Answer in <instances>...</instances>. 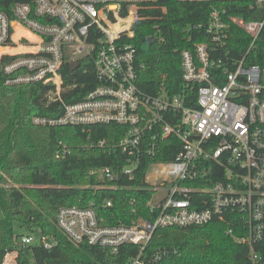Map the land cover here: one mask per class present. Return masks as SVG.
Masks as SVG:
<instances>
[{
  "label": "built area",
  "instance_id": "2783aa9c",
  "mask_svg": "<svg viewBox=\"0 0 264 264\" xmlns=\"http://www.w3.org/2000/svg\"><path fill=\"white\" fill-rule=\"evenodd\" d=\"M179 1L222 5L212 6L208 16L209 42L180 53L181 78L194 90L193 106L187 105L192 102L189 93H168L164 75L154 85L141 81L146 66L129 40L139 12L158 0H33L13 5L9 13L0 12L4 86L53 87L46 97L59 101L62 113L57 118L34 117V125L122 127V137L111 145L126 156L121 174L131 179L137 165L149 160L145 179L151 198L168 189L157 208L150 205L151 198L148 201L154 214L151 223L106 226L93 208H61L56 228L69 242L106 248L111 254L123 245H134L139 254L127 264H154L158 255L147 259L142 252L155 230L203 227L213 219L238 216L243 233L237 242L249 248L254 263V247L264 244V66L244 65L245 56L234 58L225 49V39L229 26L235 25L249 36L250 49L264 18L245 21L229 16L224 4L239 0ZM253 1L256 6L264 4ZM88 59L93 61L94 88L80 101L63 102L61 93L77 86L64 85L63 64L79 68L80 61ZM169 138L181 145L174 161H151ZM95 173L117 182L118 174L109 168ZM187 182L189 188L183 185ZM195 193L202 196L194 198ZM21 243L49 250L57 241L25 234ZM18 257L14 250L5 251L0 264H17Z\"/></svg>",
  "mask_w": 264,
  "mask_h": 264
},
{
  "label": "trees",
  "instance_id": "16d2710c",
  "mask_svg": "<svg viewBox=\"0 0 264 264\" xmlns=\"http://www.w3.org/2000/svg\"><path fill=\"white\" fill-rule=\"evenodd\" d=\"M32 1L0 0V12L9 13L13 5ZM212 6L222 5L158 0L154 7L139 12L129 43L146 66L142 84L154 85L164 75L168 93H189L193 103L187 105H194V90L190 91L181 78L180 53L209 42L205 27ZM224 6L229 16L245 21L264 18V4L256 6L253 0L227 2ZM148 39H152L150 46ZM249 46V36L230 25L225 49L236 59L245 56L246 66L263 67L264 26L255 45ZM61 75L64 85L77 84L61 93L65 103L82 100L95 86L91 59L80 61L74 71L65 62ZM5 78L0 71V255L18 252L17 264H127L139 254L137 246L123 245L111 254L106 248L74 245L56 228V216L61 208L77 207L93 208L106 226L128 227L137 220L153 222L154 214L147 207L153 193L145 179L149 160L137 165L131 179L123 176L126 156L111 147L122 137V127L34 125V117L61 115V103L49 102L46 97L53 87H6ZM99 142H104L103 147ZM180 147L176 139H166L151 161L172 162ZM103 168L118 174L117 182L95 173ZM114 185L123 188H111ZM183 185L189 188V182ZM199 196L193 194L194 198ZM109 201L111 207L106 206ZM194 207L202 208L197 204ZM15 226L24 234H15ZM242 233L238 216L213 219L203 227L161 228L155 230L142 254L147 259L158 255L154 264H264V244L254 247L257 260L253 263L249 248L237 242ZM25 234L48 236L57 244L49 250L24 246L21 237Z\"/></svg>",
  "mask_w": 264,
  "mask_h": 264
},
{
  "label": "water",
  "instance_id": "95a60500",
  "mask_svg": "<svg viewBox=\"0 0 264 264\" xmlns=\"http://www.w3.org/2000/svg\"><path fill=\"white\" fill-rule=\"evenodd\" d=\"M147 43L150 46L152 43V39H148ZM77 67H78V64H71L70 71H74ZM116 180H118V178H116ZM167 194H168V189H166L163 192L154 194L151 198L150 205L154 208H157L161 204V202L164 201Z\"/></svg>",
  "mask_w": 264,
  "mask_h": 264
},
{
  "label": "rangeland",
  "instance_id": "374dc122",
  "mask_svg": "<svg viewBox=\"0 0 264 264\" xmlns=\"http://www.w3.org/2000/svg\"><path fill=\"white\" fill-rule=\"evenodd\" d=\"M14 233L15 234H22V233L24 234V232L21 231L17 226L14 227Z\"/></svg>",
  "mask_w": 264,
  "mask_h": 264
}]
</instances>
